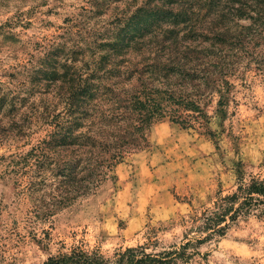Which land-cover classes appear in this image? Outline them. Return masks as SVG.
<instances>
[{"label":"trees","instance_id":"1","mask_svg":"<svg viewBox=\"0 0 264 264\" xmlns=\"http://www.w3.org/2000/svg\"><path fill=\"white\" fill-rule=\"evenodd\" d=\"M99 1L85 13L107 22L76 20L9 75L11 89L0 83V143L44 132L6 157L42 216L94 195L127 155L149 147L157 122L213 136L204 107L233 101L241 68L264 71V0ZM250 218L264 219V176L237 170L234 189L191 216L194 237L179 246L106 256L80 245L44 264H188Z\"/></svg>","mask_w":264,"mask_h":264},{"label":"rangeland","instance_id":"2","mask_svg":"<svg viewBox=\"0 0 264 264\" xmlns=\"http://www.w3.org/2000/svg\"><path fill=\"white\" fill-rule=\"evenodd\" d=\"M98 1L0 0L3 87H13L9 75L20 65L42 57L38 45L62 35L76 20L84 18L86 27L95 29L111 18L85 13ZM231 82L232 102L222 109L215 103L204 107L215 136L157 122L147 133L149 147L127 155L114 178L49 216L35 210L24 184L6 166L8 155L27 151L24 144H36L44 132L0 143V264H44L80 245L106 256L138 245L159 253L194 237L191 216L210 207L218 193L233 190L237 170L246 179L264 176V71L241 68ZM199 252L188 264H264V219L240 222Z\"/></svg>","mask_w":264,"mask_h":264}]
</instances>
